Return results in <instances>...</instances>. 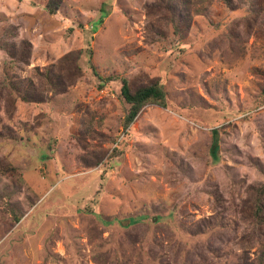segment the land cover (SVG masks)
<instances>
[{"label": "rangeland", "instance_id": "1", "mask_svg": "<svg viewBox=\"0 0 264 264\" xmlns=\"http://www.w3.org/2000/svg\"><path fill=\"white\" fill-rule=\"evenodd\" d=\"M154 1L0 0V42L27 53L11 66L0 46V170L17 179L0 171V264L258 263L264 227L242 205L264 183V2L195 0L178 39ZM75 51L66 92L9 93L5 79L36 83ZM90 61L134 89L159 82L175 112L148 104L124 130L120 83L99 87Z\"/></svg>", "mask_w": 264, "mask_h": 264}, {"label": "trees", "instance_id": "2", "mask_svg": "<svg viewBox=\"0 0 264 264\" xmlns=\"http://www.w3.org/2000/svg\"><path fill=\"white\" fill-rule=\"evenodd\" d=\"M241 3L246 1H255L257 4L262 5L264 0H236ZM222 2L229 9H234L235 4L234 0H222ZM195 4V0H155L154 8L156 10H164L163 17L161 20H165L164 27L170 31V35L177 37L178 39L185 38L189 28L190 21L192 18V5ZM49 5H53L52 3ZM106 4H103L100 7L99 12L100 17L97 23H101L103 19L108 15V11L105 8ZM56 7V6H55ZM55 7L50 8V12L53 13ZM96 27H93L95 29ZM166 29V30H167ZM11 33V32H10ZM0 46L3 51L9 57V62L11 66L18 63L23 64L27 61L26 52H15L12 43L2 39ZM89 55L91 56V50H88ZM82 55L81 51L70 52L60 58L57 63L50 67L43 69V72H37L36 77L38 80L36 83L32 77L25 78L24 80H6V87L9 93L12 96H15L20 101L27 104H41L45 103L52 96L58 95L66 92L68 87L74 83L77 77L80 75L81 67L79 65V60ZM89 56V58H90ZM90 68L92 69L93 74L99 80V87H103L104 84L111 81H119L120 83V96L122 97L124 103L128 106L125 111L122 127L126 130L130 127L133 122L136 120L138 114L143 109L144 106L148 104H155L162 108H169L171 111H174L175 108L169 106L167 95L163 90V86L157 82H151L147 85L141 87L132 88L130 81L122 76L117 74H110L108 76H101L97 71L92 62H89ZM8 68H5L4 71L7 73ZM39 83V86H38ZM261 96L264 100V88L261 91ZM175 112V111H174ZM214 135L212 138L210 154L211 158L216 161L218 160V149H217V139L216 133L213 131ZM118 155V151L113 149L110 158H113ZM83 161V160H82ZM88 161H83V163ZM100 164V161L94 160L92 163H88L86 166L87 169H93ZM4 176L3 172H10L12 174V181H16L15 178V169L11 166H7L0 170ZM248 199L243 203V209L246 211V218L251 224H253L258 230H261L264 227V183L259 185H252L248 188ZM19 217H15V221H19ZM141 217L129 218L128 226L137 224ZM118 221V220H117ZM121 225V221H118ZM256 229V230H257ZM257 264H264V252L261 253L258 258Z\"/></svg>", "mask_w": 264, "mask_h": 264}]
</instances>
